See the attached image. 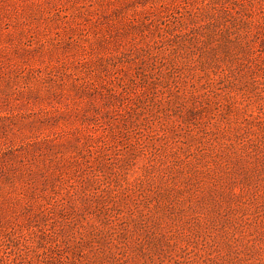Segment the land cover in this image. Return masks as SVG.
Here are the masks:
<instances>
[{"label": "rangeland", "instance_id": "obj_1", "mask_svg": "<svg viewBox=\"0 0 264 264\" xmlns=\"http://www.w3.org/2000/svg\"><path fill=\"white\" fill-rule=\"evenodd\" d=\"M0 264H264V0H0Z\"/></svg>", "mask_w": 264, "mask_h": 264}]
</instances>
